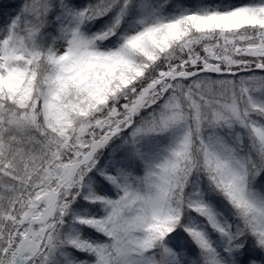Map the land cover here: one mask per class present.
<instances>
[{"label":"snow or ice","instance_id":"obj_1","mask_svg":"<svg viewBox=\"0 0 264 264\" xmlns=\"http://www.w3.org/2000/svg\"><path fill=\"white\" fill-rule=\"evenodd\" d=\"M0 264H264V0H0Z\"/></svg>","mask_w":264,"mask_h":264}]
</instances>
